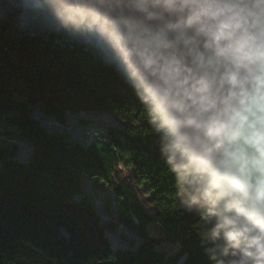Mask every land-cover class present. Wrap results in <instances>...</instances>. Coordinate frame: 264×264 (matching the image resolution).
Masks as SVG:
<instances>
[{"label":"clouds","instance_id":"obj_1","mask_svg":"<svg viewBox=\"0 0 264 264\" xmlns=\"http://www.w3.org/2000/svg\"><path fill=\"white\" fill-rule=\"evenodd\" d=\"M111 68L207 264H264V0H22Z\"/></svg>","mask_w":264,"mask_h":264},{"label":"trees","instance_id":"obj_2","mask_svg":"<svg viewBox=\"0 0 264 264\" xmlns=\"http://www.w3.org/2000/svg\"><path fill=\"white\" fill-rule=\"evenodd\" d=\"M21 3L0 0V134L27 140L32 149L19 159L12 136L0 140V264H207L199 221L177 206L131 93L80 42L21 16ZM36 107L66 125L70 113L83 110L110 111L123 124L109 123L82 141L47 126ZM118 164L133 170L136 185L147 184L153 216L128 183L111 176ZM86 177L111 188L117 208L105 201L101 207L116 220L100 218ZM153 220L162 236L149 232ZM118 225L142 241L113 247L106 231ZM167 240L177 243L175 251L163 247Z\"/></svg>","mask_w":264,"mask_h":264},{"label":"rangeland","instance_id":"obj_3","mask_svg":"<svg viewBox=\"0 0 264 264\" xmlns=\"http://www.w3.org/2000/svg\"><path fill=\"white\" fill-rule=\"evenodd\" d=\"M36 109H38V111H35L36 115L47 126L49 127L56 126L61 129H67L71 132V134L74 137L82 141H88L91 137H95L97 134L96 132L101 131V129L107 127L109 123L119 126L123 124L122 120L114 117V115L110 111L83 110L77 114L70 113L66 125L62 122H59L54 115L42 114L40 112L39 107H36ZM3 124L4 121L0 119V130ZM6 129L9 130L10 127L7 126ZM7 135L12 136L11 140L12 141L14 140V142L17 145V149L14 153L15 156L17 158L19 157V159H25L32 149L30 143L27 140H21L17 138L12 133H9ZM6 136L4 132L1 133L0 140L5 139L6 141H9V138H7ZM111 176L112 177L114 176V178L116 179V180L114 179L115 181H119L118 179H120L128 183L137 194L145 210L151 216L154 215L156 209L150 201L151 193H147L145 190L147 184H143L141 186L136 185L133 180V170L131 168H124L122 164H118L115 166V169L112 172ZM84 189L85 191H87L86 193L90 195L91 197L90 200L93 201L95 205L98 207V210L101 213L100 214L101 219L116 220L115 215L107 211V209H102L101 207L105 201L109 204V206L113 208V210L117 208L116 199L110 187L106 186L104 182H98L94 178L86 177L84 179ZM147 228L149 229V232L153 235H157V236L163 235L162 229L159 226L155 225L154 220L152 221L151 224L148 225ZM106 235L113 247H117V246L127 247L129 246L130 242L131 243L133 242L135 245H137L142 241L140 233L129 231L127 227L122 225H118L116 230L113 231L107 230ZM177 246H178L177 243H171L168 240L165 241L163 245L164 248L170 249L171 251H175Z\"/></svg>","mask_w":264,"mask_h":264},{"label":"bare ground","instance_id":"obj_4","mask_svg":"<svg viewBox=\"0 0 264 264\" xmlns=\"http://www.w3.org/2000/svg\"><path fill=\"white\" fill-rule=\"evenodd\" d=\"M116 180V179H115ZM114 186V185H113Z\"/></svg>","mask_w":264,"mask_h":264},{"label":"crops","instance_id":"obj_5","mask_svg":"<svg viewBox=\"0 0 264 264\" xmlns=\"http://www.w3.org/2000/svg\"><path fill=\"white\" fill-rule=\"evenodd\" d=\"M109 217V216H108Z\"/></svg>","mask_w":264,"mask_h":264}]
</instances>
